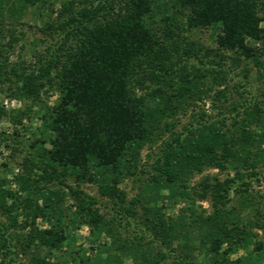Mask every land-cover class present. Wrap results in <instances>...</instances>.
<instances>
[{
    "label": "trees",
    "instance_id": "16d2710c",
    "mask_svg": "<svg viewBox=\"0 0 264 264\" xmlns=\"http://www.w3.org/2000/svg\"><path fill=\"white\" fill-rule=\"evenodd\" d=\"M45 2L0 0V91L32 105L49 88L59 94L32 114L43 136L30 142L19 171L0 177V264H197L194 236L210 264H258L264 239L253 228L264 232V212L249 189L264 175V104L241 81L237 100L226 93L233 69L244 77L249 63L264 69V0H60L32 31L40 46L33 59L11 60L24 29L34 27L21 20L25 9ZM203 29L213 46L190 38ZM205 98L215 114L195 111ZM23 116L0 104V123ZM144 147L152 151L148 170ZM227 166L231 176L190 182L205 167ZM125 178L139 183L131 198L119 186ZM83 183L95 184L111 208ZM177 198L189 201L179 227L162 210ZM195 200H209L211 211L196 212ZM84 225L92 252L73 245ZM37 249L45 254L22 262Z\"/></svg>",
    "mask_w": 264,
    "mask_h": 264
},
{
    "label": "rangeland",
    "instance_id": "374dc122",
    "mask_svg": "<svg viewBox=\"0 0 264 264\" xmlns=\"http://www.w3.org/2000/svg\"><path fill=\"white\" fill-rule=\"evenodd\" d=\"M60 0H46L43 7L34 9V8H26L24 15L21 17V20L29 25H33V30L31 32H28V30L24 29V37L17 43L15 46V50L13 52V55H11V60H17L18 57H21L22 59H25L26 61H30L33 59L32 55L33 53L40 49V46H35L34 39H33V33L32 31L35 30V26L43 25L46 20L49 19V16L52 15V11L56 10V8L59 7ZM190 38H193L194 40H198L201 44L213 46V37L211 36V30L210 29H203V30H195L193 33H190ZM264 60V59H263ZM249 71L247 75L244 77V72L242 71L241 67L233 69L232 75L233 79H230L228 84V90H227V96L231 100H237L238 96L234 92V88L236 83L239 81L244 82V88L248 90V97L253 96L254 98L258 99L259 102H263L264 104V96L260 95L261 89H264V69L260 70L261 73H258L256 68L249 63L248 64ZM261 74V75H259ZM238 84V83H237ZM4 90L0 91V104H3L6 110L10 109H22L24 111V116L21 119V121H11L8 117H4L1 120L0 123V177L6 174L9 178L12 177L15 173L19 171L17 164L21 160L22 156H25L27 153V149H29V144L32 142L35 138L43 136L41 134V131L43 129L39 119L35 118L32 119V114L38 110L42 109V106H45L46 104L48 106L53 105L56 100L58 99V91L54 88H49L46 94L41 95L42 101L39 104L32 105L30 101H19L16 99H12L7 97L8 90L6 87H3ZM259 97V98H257ZM198 108L196 107L195 111L202 108L207 114H215L217 112V109L211 106V102L209 99H203V101L198 102ZM30 109L32 112H30ZM190 111L187 112V114H179L178 115V130L182 127V125H185L188 120ZM31 116V118H30ZM17 134H14V133ZM49 133V132H48ZM45 134L47 135V132L45 130ZM11 135H14L12 138L14 140H9L8 137ZM167 137L166 133L162 135L161 139L157 140V142L152 144V151L156 150L157 146L161 143L163 138ZM7 145V146H6ZM18 147L21 149L16 150L11 155L10 153V147ZM151 149L144 147L141 150V158L144 164V168L146 170L150 169V166L148 162H151L152 159L148 158L146 156L147 152H152ZM3 163H6L8 167L3 166ZM261 171L264 172V162L259 167ZM234 173L233 169L230 166H227L225 169L220 170L215 167H205L201 172L195 173L191 179V183L197 182L199 179H201L205 175H215L220 179L225 178L226 176H231ZM68 183L72 184L73 180L72 178H69ZM119 186L124 189L127 192L128 198H131L135 196L139 191V183L134 180L133 178H125ZM11 187L14 188V184H11ZM81 187L89 194L95 196L100 202L104 203L106 202L107 209L111 208V203L103 196L99 195L97 191V186L92 183H83ZM250 193L252 194V200L253 203L257 202L259 205L260 211L264 212V175L259 176L257 179H253L251 181V187H250ZM165 194L166 191H162ZM69 201V200H67ZM162 201V200H160ZM189 203L187 201L184 202L183 199L177 198V199H168L166 202H164V210L168 216H171L173 221L177 222V227L180 226L181 223V213L180 209ZM194 208L196 212H199L201 209L205 210L204 214L209 213L210 210V203L209 200H195ZM106 210V209H103ZM252 210L248 209L246 210V218L253 219L254 216L252 215ZM3 219V218H2ZM4 220V219H3ZM189 222V218H187L186 215H184V224H187ZM190 226V225H189ZM191 227V226H190ZM176 232H179L178 229H175ZM88 227L87 226H80L74 231V242L73 245L78 247L79 245H82L83 247L87 248L88 252H92L90 249L91 245L93 244L92 240L87 237L88 234ZM253 232L257 233L256 240H263L264 239V232L262 230H259L257 228H253ZM195 235V234H194ZM193 235V236H194ZM196 236L193 237V239L190 241V244L194 245L193 251H192V258L195 260L197 264H210L208 262V256L206 253L205 247H200L196 241ZM192 245V246H193ZM253 245L250 244L246 248H239L236 253H233L230 257L231 259L235 258L236 256L245 254L247 251L252 250ZM39 254L40 256H43L45 254V250L37 249L34 252H29L28 255H21V260L23 263H27L29 257L31 254ZM261 258L259 260L258 264H264V252L263 253H255ZM129 260L125 262V264H129Z\"/></svg>",
    "mask_w": 264,
    "mask_h": 264
}]
</instances>
